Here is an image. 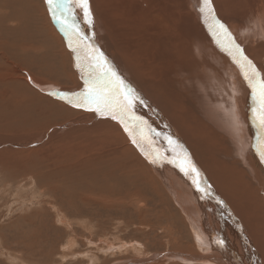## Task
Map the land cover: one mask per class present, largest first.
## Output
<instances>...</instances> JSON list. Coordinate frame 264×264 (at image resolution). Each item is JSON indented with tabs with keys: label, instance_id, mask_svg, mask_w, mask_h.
Here are the masks:
<instances>
[{
	"label": "bare ground",
	"instance_id": "1",
	"mask_svg": "<svg viewBox=\"0 0 264 264\" xmlns=\"http://www.w3.org/2000/svg\"><path fill=\"white\" fill-rule=\"evenodd\" d=\"M201 3L202 0H89L93 26L83 23V13L79 17L84 31L89 35L96 32L94 42L143 98L145 103L137 104L135 112L154 129L151 135L160 146L156 163L132 143L117 121L86 109L81 114L82 110L41 92L55 91L54 88L65 92L82 90L77 76L67 75L69 63L73 68L72 57H76L68 47V38L51 19L45 0H0V125L9 123L5 125L9 129L19 126L11 123L19 112L47 115L49 124L53 118L64 117L66 124L55 123L46 135L55 138V129L67 132L61 140V152L48 155L58 163L62 161L58 169H85L86 176L91 177L84 178L85 189L107 185L100 194L105 192L107 198L121 194L115 197L116 204L135 203L139 208L145 204L142 187L152 183L158 188L162 181L179 206L181 215L174 218L200 224L203 232L195 233L194 247L200 252L208 250L207 256L199 251L174 256L202 259L209 264H260L264 257L259 260L252 233L242 227L234 207L238 206L235 203L243 204L245 216L264 222V159L256 147L264 140V131L253 119L251 90L239 67L215 45L199 11ZM211 3L216 16L264 75V0ZM45 58L48 66L41 69L40 59ZM25 67L32 71L35 67L41 76L52 78L64 74L70 82L77 79L79 83L76 81L75 87H62L58 82L47 84L39 80L43 77H38L35 70L32 74ZM28 78L37 85L33 86ZM164 136L177 142L172 146L176 157L164 151ZM185 152L198 169V176L187 165L185 174L169 162L182 160ZM50 170L44 174L48 187L58 189L50 182L54 171ZM202 175L206 177L205 188ZM219 232L230 238L226 234L219 237L225 245L217 248L213 236ZM203 234H208L207 239ZM256 239L264 249V238L258 235Z\"/></svg>",
	"mask_w": 264,
	"mask_h": 264
},
{
	"label": "rangeland",
	"instance_id": "2",
	"mask_svg": "<svg viewBox=\"0 0 264 264\" xmlns=\"http://www.w3.org/2000/svg\"><path fill=\"white\" fill-rule=\"evenodd\" d=\"M77 15L79 18L82 12L77 10ZM72 59L73 68L69 63L70 71L67 75L77 76L83 88V80L76 67V58L73 56ZM40 61L41 69L48 66L47 58ZM25 68L32 74L35 70L38 77H43L39 80L47 84L58 82L62 87H75L79 83L77 79L70 82L71 80H67L68 76L64 74L52 78L44 74L41 76L35 67L33 71ZM23 74L21 70V76ZM27 81L33 86L37 85L29 78ZM54 90L41 92L49 96L53 92H65L57 91L55 88ZM31 95L40 97L35 93ZM51 97H57L56 100L69 105L58 96ZM78 109L82 110L81 114L87 112L83 108ZM19 114L22 113H16L17 116L11 122L12 126L14 123L19 126L9 129L5 127L9 123L0 125V264H209L202 259L180 257L184 252L198 253L199 250L194 247L196 242L194 237L196 232L203 231L198 222H194V225L192 220L186 223L174 218L180 214L179 206L173 198L171 199L162 181H159L161 184L157 185L158 188L152 183L142 187L144 189L141 192L142 199L145 203L142 208L137 207L135 203L116 204L115 197L121 194L107 198L105 192L102 194L99 192L105 190L107 185L88 186L89 189L83 187L87 183L84 178L91 180L90 176H86L85 169L75 168L70 171L65 168L58 169L62 161L58 163L56 159L49 158V153L61 152L63 149L61 140L67 132L64 128L55 129V138H46V135L53 130L55 123L61 126L66 121L64 117L53 118L54 122L51 121L49 124L50 117L47 115ZM79 114L78 117L81 116ZM12 144L13 146H10ZM50 169L54 170L50 182L59 190L48 187L49 180L44 174L52 172ZM165 179L168 180V177ZM201 181L205 188L207 182L204 175ZM235 205H238L234 209L240 220L237 219L247 233H252V241L257 246L254 249L261 256L259 258L261 260L262 256L264 257L262 254L264 249L256 236L260 235L263 240L264 222H255L251 215L245 216L243 204ZM182 215L185 217V213ZM255 225L257 227H254ZM203 235L207 239L208 234ZM222 235L219 232L213 236L214 241L216 242L215 238L220 239ZM226 235L230 238L229 234ZM219 246L217 244V248ZM207 251L205 249L199 253L207 256ZM174 253L180 255L174 256ZM260 264H264V261Z\"/></svg>",
	"mask_w": 264,
	"mask_h": 264
},
{
	"label": "snow or ice",
	"instance_id": "3",
	"mask_svg": "<svg viewBox=\"0 0 264 264\" xmlns=\"http://www.w3.org/2000/svg\"><path fill=\"white\" fill-rule=\"evenodd\" d=\"M51 19L60 26V30L68 38V47L75 54L76 67L80 71L83 80V88L78 92H53L50 95L58 96L62 100L75 107L93 111L101 116L110 117L120 123L124 131L128 133L134 145L156 163L159 153V145L151 125L142 117L136 115L137 104H144L143 98L136 89L129 84L120 74L114 64L99 49L94 42L95 33H86L81 27L77 10L83 13V23L91 28L94 24L89 0H45ZM199 11L203 14L204 23L212 34L215 45L219 50L226 53L235 63L251 90L254 107L252 108L253 119L259 128L264 131V75L251 59L244 53V49L237 43L227 25L215 14L211 0H202ZM147 129V131H145ZM161 134L157 133L156 136ZM167 147L173 157L177 156L172 147L177 142L170 136H164ZM257 147L261 158L264 159V140ZM151 149V151H149ZM170 163L175 164L181 171L187 168L195 176L199 175L198 169L191 164L190 157L185 152L182 160L172 159ZM200 188L196 179L192 181ZM203 191V189H201ZM220 246L225 241L217 239Z\"/></svg>",
	"mask_w": 264,
	"mask_h": 264
},
{
	"label": "crops",
	"instance_id": "4",
	"mask_svg": "<svg viewBox=\"0 0 264 264\" xmlns=\"http://www.w3.org/2000/svg\"><path fill=\"white\" fill-rule=\"evenodd\" d=\"M211 252H213V250H211Z\"/></svg>",
	"mask_w": 264,
	"mask_h": 264
}]
</instances>
